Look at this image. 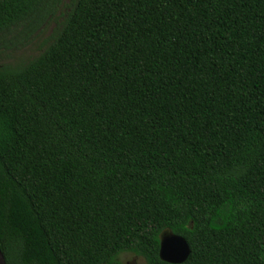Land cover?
<instances>
[{
	"label": "trees",
	"instance_id": "trees-1",
	"mask_svg": "<svg viewBox=\"0 0 264 264\" xmlns=\"http://www.w3.org/2000/svg\"><path fill=\"white\" fill-rule=\"evenodd\" d=\"M64 0H0V55ZM0 64L7 264H264V0H70Z\"/></svg>",
	"mask_w": 264,
	"mask_h": 264
},
{
	"label": "rangeland",
	"instance_id": "rangeland-1",
	"mask_svg": "<svg viewBox=\"0 0 264 264\" xmlns=\"http://www.w3.org/2000/svg\"><path fill=\"white\" fill-rule=\"evenodd\" d=\"M70 0H64V4L61 10L58 12L54 19H51L37 34L33 42L24 48L17 50L7 51L0 55V64H12L17 65L31 60L32 58L38 56L42 50L48 45L50 38L57 30L61 22L64 20L67 12L69 11ZM119 260L123 264H146V261L142 257H138L131 253H123L120 255Z\"/></svg>",
	"mask_w": 264,
	"mask_h": 264
},
{
	"label": "water",
	"instance_id": "water-1",
	"mask_svg": "<svg viewBox=\"0 0 264 264\" xmlns=\"http://www.w3.org/2000/svg\"><path fill=\"white\" fill-rule=\"evenodd\" d=\"M191 249L184 237L165 230L160 235V259L166 263L183 264L190 257ZM0 264H7L0 248Z\"/></svg>",
	"mask_w": 264,
	"mask_h": 264
},
{
	"label": "flooded vegetation",
	"instance_id": "flooded-vegetation-1",
	"mask_svg": "<svg viewBox=\"0 0 264 264\" xmlns=\"http://www.w3.org/2000/svg\"><path fill=\"white\" fill-rule=\"evenodd\" d=\"M131 264H135V263H131Z\"/></svg>",
	"mask_w": 264,
	"mask_h": 264
}]
</instances>
